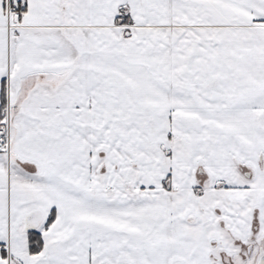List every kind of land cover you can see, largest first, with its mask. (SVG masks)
<instances>
[{
    "label": "snow or ice",
    "instance_id": "snow-or-ice-1",
    "mask_svg": "<svg viewBox=\"0 0 264 264\" xmlns=\"http://www.w3.org/2000/svg\"><path fill=\"white\" fill-rule=\"evenodd\" d=\"M0 264H264V0H0Z\"/></svg>",
    "mask_w": 264,
    "mask_h": 264
}]
</instances>
